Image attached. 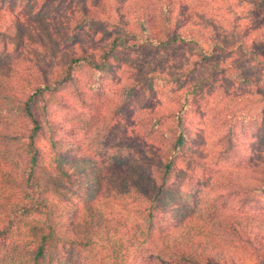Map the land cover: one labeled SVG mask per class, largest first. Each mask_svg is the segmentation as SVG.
<instances>
[{
    "label": "trees",
    "instance_id": "trees-1",
    "mask_svg": "<svg viewBox=\"0 0 264 264\" xmlns=\"http://www.w3.org/2000/svg\"><path fill=\"white\" fill-rule=\"evenodd\" d=\"M3 1L6 2L0 0V264H64L62 256H52L56 239H64L72 253L80 256L86 253L94 264H125L132 242L123 238L113 240L109 213L102 215L99 209L108 204L109 198L119 205L122 196L131 199L134 222L142 230L146 250L155 252L156 259L164 261L163 264H229L224 257L227 253L240 256L252 247L249 235H255L256 242L264 238L260 233L264 230V218L225 212L224 203H213L207 197L208 186L195 192L184 190L182 183H170L172 175L179 171V158L194 160L202 171L208 168L196 157L191 158L194 150L188 140L192 134L184 135L187 127H178L180 131L168 150L157 146L149 151L139 150L130 143L117 144L104 152L91 150L94 156L109 157L97 162L76 141L60 137V126L50 119L49 103L55 97L57 78L60 77V83L68 82L74 87L75 73L83 62L100 68L98 62L127 47L129 38L136 40L139 47L187 46L203 56V60L208 59L205 45L217 43L201 34V28L186 26L180 31L173 28L177 5L182 0H114L116 15L105 0H90L91 5L85 0L78 7L82 25L98 30L105 28V22H113L121 33L103 47L99 45L95 51L100 57L87 49L62 54L59 77L37 65L36 61L43 57L48 60L45 35L35 28L26 31L21 19L14 15L11 21H3L1 11H17L19 0H8L7 4ZM250 1L255 6L254 0ZM167 29L174 32L168 33ZM257 30L233 34V41L226 45L230 53L239 47L249 55L256 63L257 73L250 70L240 73L241 69L232 64L213 66V73L226 72L261 91L264 27ZM66 34L64 38L68 40L69 33ZM12 45H17L14 57L8 51ZM35 47L44 53L33 52ZM33 57H37L36 61ZM32 63L37 65L36 70L24 74ZM215 77L211 75L207 80L216 85L219 78ZM199 89L197 83L188 93L195 97ZM260 91L264 104V91ZM43 136L47 137L48 156L40 141ZM180 148L182 155H176ZM226 154L232 158L229 151ZM241 168L242 165L237 166L234 173L253 178L255 183L233 184V171L228 169L218 171L222 179L206 184L226 189L236 186L233 192L242 196L243 203L257 193L264 195V153ZM65 187L76 195L81 208L70 209L66 205L69 196ZM121 220L117 217L115 221ZM83 229L88 231L86 235L81 233ZM118 231L113 228V234ZM259 243L263 249L264 241ZM250 264H264V253L257 250V257Z\"/></svg>",
    "mask_w": 264,
    "mask_h": 264
},
{
    "label": "rangeland",
    "instance_id": "rangeland-1",
    "mask_svg": "<svg viewBox=\"0 0 264 264\" xmlns=\"http://www.w3.org/2000/svg\"><path fill=\"white\" fill-rule=\"evenodd\" d=\"M20 1L17 11H1L3 21H11L14 15L16 19H21L20 23L25 25L26 31L35 28L45 35L48 60L43 55V59L38 61L35 60L37 57L33 58L39 68L53 77L60 75L62 54L73 51L80 53L82 49L95 51L99 45L103 47L121 33L113 22H105V28L98 30L88 24L82 25L78 7L85 0ZM86 1L91 5L90 0ZM105 2L109 9L115 8L114 0ZM182 2L177 5L173 28L177 27L178 31L186 26L201 28V34L217 43L205 45L208 59L203 60V56L195 54L187 46L139 47L136 40L129 38L127 47L98 62L100 68H92L83 62L75 73L74 87L68 82L60 83V77L57 78L55 97L49 103L50 119L60 126V137L76 141L81 150L93 155L97 162L104 160V156L109 157L104 153L103 156H94L91 150L104 152L117 144L123 146L130 143L139 150L149 151L152 146L168 150L180 131L178 127H187L188 132L184 135L192 134L188 140V145L191 144L194 150H191V158L196 157L208 168L202 171L195 166L197 162L194 160L179 158V171L172 175L170 183H182L184 190L192 189L195 192L206 190L208 188L204 186H208L207 197L213 203H224L225 212L264 218L263 194L257 193L243 203L242 196L233 192L236 186L226 189L206 184L222 179L218 171L228 169L233 171V184L255 183L253 178L246 179L234 172L237 166L242 165L243 168L257 161L264 153V104L260 101V90L242 78L226 72L215 74L212 69L216 65L232 64L241 69L240 73L249 70L257 73L256 63L249 55L239 47L230 53L226 45L233 41V34L245 35L253 29L257 33L258 28L263 29L264 2L254 0L255 6L250 4V0ZM113 10V15H116V9ZM3 29L1 32H4ZM173 32V29L168 30V33ZM66 33H69L68 40L64 38ZM195 34L198 36V33ZM35 48L33 52L44 53L40 47ZM16 50L17 45L8 48L12 57L16 55ZM94 53L99 55L98 51ZM110 56L113 58L106 64ZM31 65L24 74L31 69L33 72L36 70L37 65ZM211 75L219 78L218 84L213 85L207 80ZM197 83H200V89L193 97L188 91ZM23 86L26 84L23 83ZM261 91H264V87H261ZM40 141L48 156L47 137L43 136ZM181 151L182 148L178 149L176 155H182ZM226 151L230 152L232 158L228 157ZM65 192L69 196L66 205L70 209L82 207L79 199L67 187ZM120 202L119 205L115 204L109 198L108 204L99 206V209L102 215L106 211L109 213L112 239L123 238L127 243L132 242L130 246L133 248L125 264H163L164 261L156 259L155 252L146 250L144 246L142 230L134 222L131 199L122 196ZM117 217L122 219L121 223L115 221ZM114 227L118 228V234H113ZM81 231L84 235L88 232L84 229ZM260 233L264 235V230ZM249 237L252 247L244 250L241 257L233 253L224 256L229 264H250L257 257V250L264 253L259 243L264 238L260 237L261 240L256 242L255 235ZM64 242V239L55 240L53 257L62 256L64 264L79 261L81 264H94L86 253L82 256L72 253Z\"/></svg>",
    "mask_w": 264,
    "mask_h": 264
}]
</instances>
